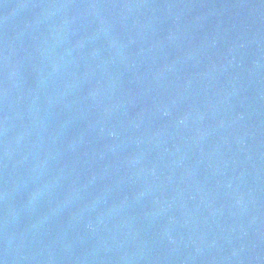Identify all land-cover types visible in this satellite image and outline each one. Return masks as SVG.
Here are the masks:
<instances>
[{"label":"water","instance_id":"obj_1","mask_svg":"<svg viewBox=\"0 0 264 264\" xmlns=\"http://www.w3.org/2000/svg\"><path fill=\"white\" fill-rule=\"evenodd\" d=\"M0 264H264V0H0Z\"/></svg>","mask_w":264,"mask_h":264}]
</instances>
